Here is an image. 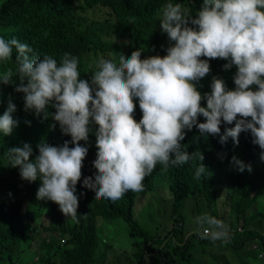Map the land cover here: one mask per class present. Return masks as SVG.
<instances>
[{"label": "clouds", "instance_id": "9594fccd", "mask_svg": "<svg viewBox=\"0 0 264 264\" xmlns=\"http://www.w3.org/2000/svg\"><path fill=\"white\" fill-rule=\"evenodd\" d=\"M156 23L161 42L170 43L166 55L141 58L142 51L134 50L130 56L120 55L118 63L102 58L90 81L80 78L75 56L65 53L59 64L47 55L37 59L29 56V45L0 37V62L10 61L15 48L17 63L16 71L0 73V83L24 94L26 111L47 119L49 106L55 109L52 119L71 137L59 146L41 143L34 159L28 143L11 147L10 165L19 167L21 179L39 180L36 199L56 203L66 217L77 216L76 186L88 154L80 142L88 143L93 125L97 153L92 163L97 171L94 178L83 179V186L97 200L117 201L129 191L142 192L145 177L158 163L165 168L188 163L191 154L182 150L181 142L193 127L205 138L219 136L221 144L230 137L234 145L247 131L264 159V0H201L194 13L181 0H166ZM213 59L226 60L224 69L236 67L235 88L228 89L214 76L211 91L202 94L197 83L209 74ZM136 99L139 121L134 118ZM15 111L9 100L0 116L4 135L18 125ZM232 161L239 171H252L236 157ZM205 169L201 164L195 177ZM197 224L203 228L201 238L230 242L222 220L205 214L197 217Z\"/></svg>", "mask_w": 264, "mask_h": 264}, {"label": "trees", "instance_id": "16d2710c", "mask_svg": "<svg viewBox=\"0 0 264 264\" xmlns=\"http://www.w3.org/2000/svg\"><path fill=\"white\" fill-rule=\"evenodd\" d=\"M165 1L0 0V37L6 40L16 38L29 45L32 49L29 56L37 59L47 55L59 64L65 53L75 56L79 60L80 78L90 81L102 58L118 63L120 55L130 56L134 50L142 51L141 58L166 55L170 43L161 42L156 33L158 10ZM181 1L194 13L201 0ZM102 7L108 10L107 14ZM109 9L114 11L115 20L111 19ZM15 56L13 48L12 59L0 62V73L9 68L16 71ZM225 63L227 61L223 59L209 61L211 70L208 75L211 77L201 82L206 75L199 81L201 83H197L202 94L211 91L214 76L222 78L228 89L235 88L233 76L236 67L224 69ZM14 87L0 83V116L11 100L16 105L13 118L18 121L10 135L0 132V264H92L98 244L99 219L122 216L130 236L147 238V232L133 217L134 194L129 191L123 196L126 198L117 201L97 200L95 192L83 186V179L94 178L97 171L92 163L97 153L95 125L88 143L80 142L88 147V154L83 161L81 180L76 186L79 197L76 218L64 216L54 202L36 199L40 181L29 183L21 179L19 167L10 165L8 149L28 143L33 149L30 159H34L41 143L59 146L66 140L70 141L71 137L64 134L52 119L55 109L49 106L47 119L37 116L34 111H26L24 94L16 92ZM252 87L255 90L256 86ZM135 103L134 118L139 121L142 112L138 99ZM201 103L206 106V101ZM199 120L203 122L204 118L201 116ZM232 126L234 124L227 125ZM224 128L222 123L221 134ZM181 143L182 150L191 154L189 162L167 168L158 163L143 181L141 193L152 192L162 176H170L173 182L168 187L173 200L171 226L162 238H150L146 254L162 257L161 264H194V252L199 246L202 248L219 242L201 238L203 228L198 224L196 227H200L201 232L188 230L189 227L186 229L183 207L186 200H191L193 206L190 209L194 217L210 211L213 217L228 226L230 242L227 244L237 254L246 247L258 258H263L264 159L259 146L252 143L250 133L242 131L238 145H234L230 137L221 144L219 136L205 138L193 127ZM72 146L70 143L69 147ZM233 157L251 165L252 171L247 168L239 171ZM201 164L206 169L196 178L195 173ZM219 199H222L223 211L218 208ZM21 245L25 247L21 248ZM30 247L33 255L23 258L20 253L29 252ZM107 247L113 246L107 243ZM144 255L137 264L143 263ZM242 264L248 263L242 261Z\"/></svg>", "mask_w": 264, "mask_h": 264}, {"label": "rangeland", "instance_id": "374dc122", "mask_svg": "<svg viewBox=\"0 0 264 264\" xmlns=\"http://www.w3.org/2000/svg\"><path fill=\"white\" fill-rule=\"evenodd\" d=\"M103 9L107 14L108 10L106 8ZM210 77V75H207L203 81ZM170 184H173L170 176H162L156 182L152 192L135 193L130 191L131 195L134 194L136 197L133 217L147 232V238L130 236L129 227L122 216L115 219H99L97 221L98 244L94 250L92 264H100L101 260H103L104 264H126L127 261L137 264L141 260L143 253L145 255L142 264L162 263V257L155 254H146V247L151 237L164 235L169 226H171L170 212L173 208V200L168 188ZM217 205L223 211L222 199L217 201ZM191 206H193L192 201L186 200L183 207L186 229L189 227L188 230L201 232L200 227H196L197 216L194 217L190 209ZM206 214L214 216L210 211H207ZM204 226L207 227V225ZM186 232L184 231V233ZM219 242L215 245H205L202 248L199 246L194 252L196 256L194 264H242V261H246L248 264H264V250L261 252L263 258H258L256 254L251 253V250L246 247L244 251L241 250L237 254L227 243ZM107 243L112 244L113 247H107ZM24 247V245H21V248ZM20 255L23 258L31 257L33 255L32 247H30L29 252H21ZM183 262L185 263L186 260Z\"/></svg>", "mask_w": 264, "mask_h": 264}, {"label": "crops", "instance_id": "0c3cea01", "mask_svg": "<svg viewBox=\"0 0 264 264\" xmlns=\"http://www.w3.org/2000/svg\"><path fill=\"white\" fill-rule=\"evenodd\" d=\"M110 10V14H111V16H112V18L111 19H114V17H113V15H114V11L113 10H111V9H109ZM133 208H134V206H133ZM166 234V232L164 233V235ZM164 235H162V236H157V237H154V239H159V238H162Z\"/></svg>", "mask_w": 264, "mask_h": 264}]
</instances>
